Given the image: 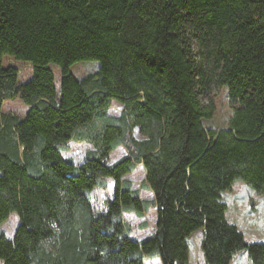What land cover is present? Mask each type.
<instances>
[{"label": "trees", "instance_id": "obj_1", "mask_svg": "<svg viewBox=\"0 0 264 264\" xmlns=\"http://www.w3.org/2000/svg\"><path fill=\"white\" fill-rule=\"evenodd\" d=\"M5 57L30 63L31 80ZM91 61L95 73L71 74ZM223 88L228 128L207 130ZM16 99L23 117L2 111ZM70 143L92 147L80 165L63 158ZM139 165L157 216L140 242L124 221L150 209L125 179ZM236 181L264 196V0H0V228L19 219L12 240L0 233L2 264H190L199 232L205 264L244 251L264 264V243L226 220Z\"/></svg>", "mask_w": 264, "mask_h": 264}, {"label": "rangeland", "instance_id": "obj_2", "mask_svg": "<svg viewBox=\"0 0 264 264\" xmlns=\"http://www.w3.org/2000/svg\"><path fill=\"white\" fill-rule=\"evenodd\" d=\"M4 67H13L19 72V83L25 84L29 82L33 76V66L30 63L16 61L11 57L3 59ZM99 67L98 62H80L73 65L70 69L71 74L77 79L82 80L90 74L97 71ZM55 75V85L57 91H60L61 71L58 67H51ZM212 102L215 106V113L210 120H205V128L207 130H225L228 128L229 120L233 113V108L227 98V89H217L211 94ZM204 103L208 104L209 100L204 99ZM29 107L25 105L20 99L5 101L2 106V111L7 114L16 115L19 117L25 116ZM122 111V106L117 102H112L109 113L112 116H118ZM135 137L143 140L135 131ZM68 151L63 153V158L73 160L76 165H80L87 152L92 150L88 144L70 143ZM124 156H127V151L123 147L112 153L110 164H114ZM131 182L133 188L140 192L143 200L150 204L149 211L143 218H138L135 214L125 215L124 221L131 226L130 237L135 241H142L150 237L155 231V223L157 220L154 195L152 192L144 188L145 171L142 165H139L137 170L125 178ZM113 183H110V190L104 192L96 190L93 192L94 203L97 208H101L106 197H111ZM222 200L227 204L228 210L226 212V220L235 225L239 231L244 235L248 243H264V196L258 195L250 187L241 181H236L232 190L222 194ZM19 225L17 214H13L10 219L2 225L0 233L8 239H13L16 229ZM202 241V234L196 233L189 239L190 246V264H205L203 256L200 251ZM0 264L1 261H0ZM145 264H161L158 259H145ZM231 264H253L246 251L237 254Z\"/></svg>", "mask_w": 264, "mask_h": 264}]
</instances>
